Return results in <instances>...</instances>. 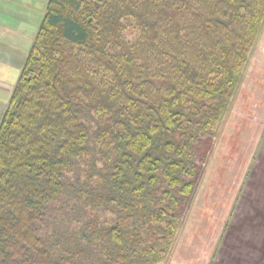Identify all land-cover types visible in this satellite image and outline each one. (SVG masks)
<instances>
[{"label": "trees", "instance_id": "16d2710c", "mask_svg": "<svg viewBox=\"0 0 264 264\" xmlns=\"http://www.w3.org/2000/svg\"><path fill=\"white\" fill-rule=\"evenodd\" d=\"M263 30L264 0H48L0 120V264L166 263Z\"/></svg>", "mask_w": 264, "mask_h": 264}, {"label": "rangeland", "instance_id": "374dc122", "mask_svg": "<svg viewBox=\"0 0 264 264\" xmlns=\"http://www.w3.org/2000/svg\"><path fill=\"white\" fill-rule=\"evenodd\" d=\"M212 150L164 264H264V30Z\"/></svg>", "mask_w": 264, "mask_h": 264}, {"label": "crops", "instance_id": "0c3cea01", "mask_svg": "<svg viewBox=\"0 0 264 264\" xmlns=\"http://www.w3.org/2000/svg\"><path fill=\"white\" fill-rule=\"evenodd\" d=\"M48 0H0V120Z\"/></svg>", "mask_w": 264, "mask_h": 264}]
</instances>
